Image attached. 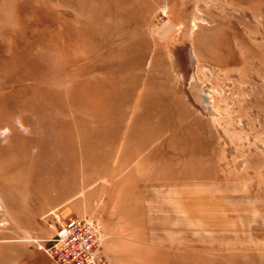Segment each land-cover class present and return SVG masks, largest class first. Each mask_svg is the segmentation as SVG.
Listing matches in <instances>:
<instances>
[{
  "label": "rangeland",
  "instance_id": "obj_1",
  "mask_svg": "<svg viewBox=\"0 0 264 264\" xmlns=\"http://www.w3.org/2000/svg\"><path fill=\"white\" fill-rule=\"evenodd\" d=\"M264 264V0H0V264Z\"/></svg>",
  "mask_w": 264,
  "mask_h": 264
},
{
  "label": "built area",
  "instance_id": "obj_2",
  "mask_svg": "<svg viewBox=\"0 0 264 264\" xmlns=\"http://www.w3.org/2000/svg\"><path fill=\"white\" fill-rule=\"evenodd\" d=\"M100 227L85 217H72L60 224L41 248L52 264H100L97 249Z\"/></svg>",
  "mask_w": 264,
  "mask_h": 264
}]
</instances>
